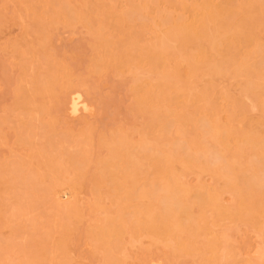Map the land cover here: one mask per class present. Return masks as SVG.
Segmentation results:
<instances>
[{
  "label": "rangeland",
  "instance_id": "374dc122",
  "mask_svg": "<svg viewBox=\"0 0 264 264\" xmlns=\"http://www.w3.org/2000/svg\"><path fill=\"white\" fill-rule=\"evenodd\" d=\"M254 150L264 0H0V264H264ZM115 153L112 183L102 162ZM166 154L193 215L179 211L189 229L171 236L153 174Z\"/></svg>",
  "mask_w": 264,
  "mask_h": 264
},
{
  "label": "bare ground",
  "instance_id": "6f19581e",
  "mask_svg": "<svg viewBox=\"0 0 264 264\" xmlns=\"http://www.w3.org/2000/svg\"><path fill=\"white\" fill-rule=\"evenodd\" d=\"M168 37V36H167ZM80 107H81V100H80V97L79 96H76V97H74L73 99H72V103H71V109H72V111L73 112H77L79 109H80ZM211 125V124H210ZM211 128L210 129H208L207 131H209L208 133H210V136L211 137H213V138H215V139H218V137H219V135L221 136V137H224V135L222 134V132L221 131H223L222 130V128L221 127H219L217 124H213L212 126H210ZM224 139V138H223ZM202 140V139H201ZM219 140V139H218ZM222 140V139H221ZM220 140V141H221ZM254 140V139H253ZM251 141V140H249V142H254V143H252V144H254V146H255V141ZM198 141H200V140H197V142H195V143H193V144H195L196 145V147H197V152H201L202 151V153H203V151L205 150V147H204V145L202 144V142L200 143V142H198ZM257 142V141H256ZM190 143V141L188 142V144ZM192 144V145H193ZM194 145V146H195ZM193 147V146H192ZM256 147V146H255ZM257 148H258V150H259V147L257 146ZM256 148V149H257ZM255 149V150H256ZM198 150H200V151H198ZM254 150V151H255ZM257 150V151H258ZM257 151H255V155L256 156H263V158H264V154H262V155H260V153H264V150H263V152H262V150L261 151H259L258 153H257ZM205 152V151H204ZM173 154H174V156H175V152H172ZM167 154H170V152H168ZM166 154V159H165V161H164V163H165V166H161V167H159V166H157L155 169H156V172H154L153 171V169H152V171H153V174L155 175V173H156V178L159 180V181H162V185H163V188L162 189H164L165 191H166V194H159V196H158V193H157V195L155 196V198L157 197V199H159L160 198V196L162 197V200H164V205L166 206L165 208H166V214H165V216H164V218H163V220H164V223L166 224V226L164 227V229H163V233L166 235V236H171L172 234H173V232L174 231H176V232H178V233H180V232H184V230H186L187 228L184 226V222L182 223V221H181V216L182 215H180L179 213L181 212V213H183V215L185 216L184 218H187L188 220H190V222L192 221L193 222V215L189 212V210H188V206H187V203H186V201H185V199L183 198V197H185V191H187L188 189L187 188H185V190H184V188H183V190H184V193L183 194H179L178 192H177V189H175V186H176V184L178 183L177 182V179H178V177H177V171H176V168H175V166L173 165V163H174V159L175 158H173L172 156H173V154H172V156L171 155H167ZM123 154H117V153H115L114 155H112V157H110V159L109 160H107V161H105V160H103V168L104 169H108L107 170V172L109 173V177H111V182L113 183L114 182V177H115V171H114V169H116L117 168V162H118V160L120 159V157H124V156H122ZM190 156V155H189ZM150 158H152V156L150 157V155H143L142 156V159L141 160H138V162H135V161H133V160H131V159H128V161H130V162H128V163H130L129 165V167L127 168L126 167V169H124L125 170V173H124V181L123 182H125L126 183V188L128 187V185L129 186H131V184L130 183H132V185H134V183L135 182H132L136 177H137V174L138 173H140V169H141V165H143V164H145V162H147ZM179 158V157H178ZM177 158V159H178ZM185 158V157H184ZM195 158V157H194ZM153 159V158H152ZM176 159V160H177ZM180 159V158H179ZM190 157L187 159L189 162H190V160L191 161H193L192 159L193 158H191L190 160ZM198 160V159H197ZM181 161L183 162V159L181 158ZM185 161H186V159H185ZM188 161H186V163L188 162ZM195 161V160H194ZM126 162H127V160H126ZM127 163V164H128ZM185 163V164H186ZM233 162H228V163H226L229 167L228 168H232L233 169V165H235L234 163L232 164ZM140 164V165H139ZM147 164V163H146ZM150 164V163H149ZM149 164H148V166H149ZM226 164H225V166H226ZM254 166H256V165H254ZM260 166V165H259ZM227 167V166H226ZM184 168H186V167H184ZM142 169H144V168H142ZM232 169H230V170H232ZM147 170V169H146ZM146 170H145V172H146ZM253 170H254V168H253ZM258 170H262V169H259L258 168V166L257 167H255V171L254 172H256V171H258ZM149 171V170H148ZM151 171V172H152ZM142 172V171H141ZM259 173V172H258ZM138 176H139V174H138ZM155 178V177H154ZM113 180V181H112ZM116 181V180H115ZM152 181V180H151ZM150 181V182H151ZM153 181H157L156 179L155 180H153ZM117 182V181H116ZM114 183V184H117V183ZM129 183V184H128ZM159 183V182H158ZM251 183V182H250ZM254 182H252L251 183V185L250 184H248V183H246V185L249 187V185H250V188L252 189V190H256V188H257V186L258 185H256V184H253ZM257 183V182H256ZM128 184V185H127ZM150 184V183H149ZM230 184V183H229ZM152 185V184H151ZM245 185V184H244ZM154 187V186H153ZM181 187V186H180ZM180 187H178V188H180ZM243 186H241V188H242ZM245 187V186H244ZM243 187V188H244ZM157 188V187H156ZM249 188V189H250ZM154 189V191H155V188H153ZM153 189H152V191H151V193H148V190H146V193H145V191H143L142 193H143V195H147V193H148V195L150 194V195H152V192H153ZM187 189V190H186ZM245 189V188H244ZM249 189H247L246 191H248ZM179 191V190H178ZM150 192V191H149ZM66 192L64 191L63 192V195L65 194ZM68 193V192H67ZM154 193H156V191L154 192ZM180 193H181V191H180ZM127 194H129L128 196H130L131 195V193H127ZM126 194V195H127ZM66 195V194H65ZM67 196V195H66ZM66 196H65V198H66ZM69 196V195H68ZM154 196V195H153ZM197 196H199V193H197ZM64 197V196H63ZM63 197H61V198H63ZM199 197H201V199H202V195L200 194V196ZM68 198V197H67ZM242 198V197H241ZM244 198V197H243ZM197 199H198V197H197ZM200 199V198H199ZM161 200V199H160ZM159 200V201H160ZM202 200H203V202H202ZM201 201H200V203H202V205H201V207H205V205H218V206H216V208H218L217 210H219V204H218V195H209L208 196V198L207 199H202ZM163 202V201H162ZM241 202V204H244V200L243 201H240ZM153 204L151 203V205L150 206H146L145 208H144V215L146 216L145 218H149L150 216H151V213L154 211V209L153 208H155L154 206H152ZM214 206V207H215ZM181 208V209H180ZM203 208H202V212H201V214L199 215V216H203ZM254 209V208H253ZM247 210V209H246ZM251 210H252V208H251ZM255 210V209H254ZM180 211V212H179ZM223 211H225V210H223ZM250 211V210H249ZM142 212V213H143ZM254 212V211H253ZM252 211L250 212V213H253ZM247 213H249L248 212V210H247ZM188 223V225H189V222H187ZM187 225V226H188ZM186 228V229H185ZM189 229V228H188ZM149 230L150 231H152V233H154V234H158L157 233V231H155V230H157L155 227L153 228V227H149ZM178 233H177V236H178ZM110 234L111 233H109V236H108V238L110 239L111 237H110ZM114 233H112V235H113ZM116 234V233H115ZM114 234V235H115ZM111 235V236H112ZM181 235V234H180ZM179 235V236H180ZM181 237V236H180ZM108 239V240H109ZM181 239H183L182 237H181ZM184 240V239H183Z\"/></svg>",
  "mask_w": 264,
  "mask_h": 264
}]
</instances>
